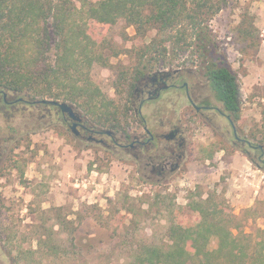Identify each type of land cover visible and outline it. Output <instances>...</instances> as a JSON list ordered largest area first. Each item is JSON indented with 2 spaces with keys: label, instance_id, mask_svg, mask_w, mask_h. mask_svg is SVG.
<instances>
[{
  "label": "rangeland",
  "instance_id": "obj_1",
  "mask_svg": "<svg viewBox=\"0 0 264 264\" xmlns=\"http://www.w3.org/2000/svg\"><path fill=\"white\" fill-rule=\"evenodd\" d=\"M210 26L214 55L224 58L239 79L243 112L236 128L240 136L264 146V0H229ZM89 33L97 43V56L105 59L84 72L101 95L96 97V113L74 105L96 126L110 128L99 121L108 116L118 119V130L135 128L132 109L126 111L125 106L127 82L120 81V74L138 65L137 49L156 32L136 34L134 26L120 19L113 25L94 22ZM53 47L54 42L47 53L51 57ZM180 66L203 76L190 50L157 69ZM211 95L210 103L222 108L213 91ZM174 96L166 92L144 111L158 110L159 123L168 125L173 113L169 99ZM31 110L9 121L8 115H0V148L5 149L0 159V264H129L132 247L167 244L175 220H200L189 205L211 196L235 234L253 235V245L260 240L264 163L252 161L260 151L235 143L227 120L215 119L216 128L190 118L188 162L167 183L151 184L139 181L131 162L76 138L56 107L44 104ZM179 113L173 117L177 122ZM48 234L57 254L44 255L40 241ZM217 244L213 237L208 246L214 249Z\"/></svg>",
  "mask_w": 264,
  "mask_h": 264
},
{
  "label": "trees",
  "instance_id": "obj_2",
  "mask_svg": "<svg viewBox=\"0 0 264 264\" xmlns=\"http://www.w3.org/2000/svg\"><path fill=\"white\" fill-rule=\"evenodd\" d=\"M228 1L0 0V88L26 93L34 100L50 98L88 106L96 113V97L101 91L92 87L84 71L105 58L94 50L97 43L90 36V27L94 22L113 25L123 19L135 27L136 34L156 32L148 44L137 49L138 65L120 74V81L127 82L128 103L140 75L190 50L193 63L203 69L224 111L240 122L239 79L224 58L214 55L216 44L210 26ZM246 33L252 31L246 29ZM52 42L53 57L47 55ZM128 103L126 111L131 108ZM99 121L110 128L120 126L118 119L108 116ZM215 201L211 196L190 204L200 220L184 224L175 220L167 244L132 247L129 264H264V229L259 230L260 240L253 245V235L235 234L226 218H220L224 210H219ZM213 237L218 244L210 249ZM53 240L48 234L40 241L44 255L58 253Z\"/></svg>",
  "mask_w": 264,
  "mask_h": 264
},
{
  "label": "flooded vegetation",
  "instance_id": "obj_3",
  "mask_svg": "<svg viewBox=\"0 0 264 264\" xmlns=\"http://www.w3.org/2000/svg\"><path fill=\"white\" fill-rule=\"evenodd\" d=\"M202 74L203 76L192 68L180 66L164 70L157 69L140 75L135 81L130 97L131 112L136 121L135 128L118 130L96 126L90 123L78 109L81 120H72L58 107L57 113L73 135L82 142L103 146L110 157L131 162L139 181L143 183L165 184L176 177L188 162L190 145L187 140V121L192 117L197 122L203 120L216 128L218 126L215 119L227 120L232 127L235 143L243 147L249 146L251 151H260L258 159L252 157V160L261 166L264 163V146L256 145L250 139L240 136L237 128L238 137H236L230 121L232 120L235 125L232 117L224 111L223 107L210 103L211 92L214 90L210 80L204 73ZM204 77L207 79L205 85ZM166 92H172L175 95L174 98L169 99L173 113L168 125L159 123L161 119H159L158 110L144 111L147 104L160 99ZM39 100L32 99L26 93L0 88V115H8L11 119L17 115L21 116L22 113L26 114V111H29L27 115L32 114L33 105L35 107L44 105ZM216 100H218L217 97ZM176 113L180 114L177 118L181 122L173 118L176 117ZM37 130L38 128L28 131ZM250 150L246 149L248 156L252 155ZM3 156L0 158L2 159Z\"/></svg>",
  "mask_w": 264,
  "mask_h": 264
},
{
  "label": "water",
  "instance_id": "obj_4",
  "mask_svg": "<svg viewBox=\"0 0 264 264\" xmlns=\"http://www.w3.org/2000/svg\"><path fill=\"white\" fill-rule=\"evenodd\" d=\"M39 102L43 103L45 105L58 107L62 113H67L69 115V117L74 121L75 120H81V117L79 116L80 113L78 112L76 106L72 103H69L66 101H61V100L50 99V98H42L39 100ZM230 121L234 127L235 135H236V137H238L235 125H234L232 120H230ZM75 125H76V123L74 124V126Z\"/></svg>",
  "mask_w": 264,
  "mask_h": 264
}]
</instances>
